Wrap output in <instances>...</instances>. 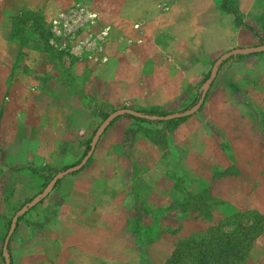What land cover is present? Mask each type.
<instances>
[{
	"label": "crops",
	"instance_id": "obj_1",
	"mask_svg": "<svg viewBox=\"0 0 264 264\" xmlns=\"http://www.w3.org/2000/svg\"><path fill=\"white\" fill-rule=\"evenodd\" d=\"M70 1L0 0V10L3 8L4 12L12 13L22 6L30 11H40L44 19L49 20L51 11L58 12ZM166 1L168 3L152 7L153 14L150 19L141 20L143 25L139 31L140 36L135 39L136 45L129 46L130 40L123 32L125 29H122L119 35L120 54L110 58L112 61L105 64L103 74L108 72L107 69L111 66H117L115 62L118 57L121 61V71L135 65V60L138 59L156 62L160 60L161 64H166L164 60L169 58L171 64L154 68L150 75L162 70V74L172 75V79H165L164 83L151 82V89L143 93L135 70L130 78L117 75L108 79L102 74L99 78L108 85V90L104 93L111 102L127 104L137 109L136 111L174 106L178 104V93L183 87L191 86L193 77L197 79L206 73L210 59L217 58L233 47L250 46L256 42L257 35L261 34L264 27L256 23V18L264 15V6H258L255 0H236L238 15L241 18L237 24L233 15L221 11L214 0ZM54 3L58 6L52 9ZM253 16L254 19H250ZM245 20H248V23L244 22ZM149 24L153 25V28L149 29L151 32L148 30ZM0 41H3L5 49L0 51V62L12 67L16 45L1 38ZM242 57L245 56L236 60L240 63L248 61L254 65L261 63L259 58L244 60ZM233 62L234 60L224 62L222 65L226 63L228 68L221 70V65L216 70L215 79L198 110L181 119L176 127L171 128V124L166 122L148 124L123 115L118 116L103 130L101 134L106 136L102 140L103 136H100L96 141V161L86 171L81 170L78 176L83 178L76 180L78 185L75 184L73 198L79 207L82 206L78 201H85L88 205L78 209V213L76 210L72 211V218H75L72 225L78 229L85 228V233L91 229L83 227L87 221L93 220V226L95 222L103 220V235L111 237L119 229L118 224L113 225V220L127 217L122 208H131L136 201L155 203L159 197L160 205L168 203V196L160 184L168 170L182 173L194 179V182L196 180L195 185L200 188L206 187L212 180L210 189L215 197L222 201L221 206L226 208L235 204L238 206L235 199L238 195V183L243 181L248 188L260 186V183L256 184L255 181H258V175L264 170V143L258 141L255 128L257 119L251 109L254 104L247 100V96L255 101L252 93L258 92L256 103L259 101L257 96L264 91V84L260 83V79H264V71L244 69L243 73L239 74L229 67ZM21 75L24 74H13L12 80ZM175 75L185 77L178 79ZM25 76L28 79L34 78L29 73ZM190 76L191 80H188ZM16 84L14 81L8 82V96L0 99V181L11 179L15 169L24 168L23 164L27 166L25 162L33 161L35 150L40 149V152L45 153L41 149L47 145L51 150L54 147L56 150L59 147L64 148V140L70 139L71 135L73 137V134H69L62 116L68 108L64 104L66 95L70 96L67 89L45 93L50 91L53 85L48 83L38 87V83L31 80L25 86L24 97L17 99L12 93L16 90ZM68 103L72 106V120L79 122L80 103L77 102L75 106L73 95ZM158 129L160 132H156ZM146 130H153L151 134H171L173 140L166 145H162V141L160 145L146 135ZM123 136L125 143L122 147ZM45 138L49 140L47 144L43 142ZM214 140L217 142L215 146L211 143ZM138 143L143 145L139 150L135 148ZM177 145L181 147L179 153ZM206 145H212L213 148L215 156L210 159L205 150ZM126 148L132 155L138 153L146 161L138 164L132 162L133 158L130 157L123 162L119 155L120 151ZM229 165H234L238 173L212 179V172L216 168L225 169ZM248 193L247 189L244 194L248 196ZM101 202L114 204L115 208L112 209L111 206L112 208H104L99 212L96 204ZM189 218L185 217L187 224L179 229L178 233L170 236L172 244L185 234L204 230L210 224L200 216L193 215ZM107 220L110 222L107 223ZM81 244L82 240L72 243L69 248L82 255ZM100 250H105L102 251L103 257L99 260L93 257L89 264H114L112 258L107 257V250ZM170 252L171 249H168L164 256L153 260L152 264H162ZM140 259H135L133 264H138ZM115 264L129 263L116 260Z\"/></svg>",
	"mask_w": 264,
	"mask_h": 264
},
{
	"label": "rangeland",
	"instance_id": "obj_2",
	"mask_svg": "<svg viewBox=\"0 0 264 264\" xmlns=\"http://www.w3.org/2000/svg\"><path fill=\"white\" fill-rule=\"evenodd\" d=\"M255 1L258 6H264V0ZM160 3L168 2L166 0H71L66 7L58 10V12L51 11V18L44 21L46 25L42 24L41 20L36 21V18L32 16L30 17L33 19H23L24 27L20 26L16 34L9 33L11 27L8 17L12 13L9 15L1 8L0 38L5 40V42L11 41L15 43L16 52L12 67L0 62V99H3L5 95L8 96L7 83L10 81L17 83L16 90L12 91L17 99L24 97L25 86L31 80L34 83L37 82L38 87L48 83L53 85L50 91L45 93L57 92L61 88L67 89L70 96L66 95L64 104L68 108L64 110L65 113H62V116L68 127L69 134H73V137L71 135L70 139L66 138L64 140V148L59 147L56 150L54 147L51 150L47 145V147L41 149L45 153L40 152V149L35 150L33 161L25 162L27 166L23 164L24 168L15 169L11 174V179L0 181V264H4L1 239L3 241L11 216L21 205L39 193L56 172L65 170L79 162L88 149L85 148L86 144L89 145L95 128L106 114L118 108L137 110L127 106V104L111 102L104 93V91L108 90V85L100 81L99 77L103 74L105 64L112 61L110 58L120 54L121 43L119 42V35L122 29H125L123 32L130 40L129 46L136 45L135 39L140 36L139 31L143 25L141 20L150 19L153 14L151 11L152 7ZM57 6L54 3L52 9ZM19 9L28 10L22 6ZM239 19L241 18L239 17ZM250 19H254V16L250 17ZM244 22L248 23V20ZM256 23L261 27L264 26V15L257 17ZM149 25L148 30H151L153 25ZM46 33H48L47 36L45 35ZM2 42L0 41V51L5 50ZM260 44H264V27L261 34L257 35L256 42L250 46ZM237 48L243 47H233L232 49ZM237 55L240 54L231 55L223 60L217 69L224 62L234 60L229 67L239 74H242L244 69H256L257 71L260 69L264 71V52L241 55L245 56L242 57L245 58L244 60L259 58L261 63L258 65L248 61L240 63L236 58H241V56L238 57ZM214 59L208 61L205 74L197 79L193 77V84L183 87L182 91L178 93V104L153 108V110L166 114L192 110L203 90V82L208 76ZM135 61V65L128 66V68L121 71V61L118 57L115 62L117 66H111L103 76L108 79L117 75H125L130 78V75L135 70L143 93H147L151 89V82L164 83L165 79H172V75L162 74V70L150 75L154 68L162 66L163 63L161 64L160 60L157 62L146 59ZM164 62L166 63L163 64L164 66L172 63L169 58H166ZM225 67L228 68L226 63L222 65L221 70ZM21 73L24 75L12 80L13 74L20 75ZM26 73L32 74L34 78L28 79L25 76ZM174 77L184 79L185 76L175 75ZM191 77H188V80H191ZM214 79L215 76L205 88L204 96ZM260 83L264 84V79H260ZM261 92L260 96H257V99H259L257 103L256 94L258 92L255 91L252 93L255 101L250 99V96H247V100L254 104L251 109L257 119L255 128L258 133V141L264 143V91ZM72 95L75 100V106L80 103L79 122L72 120V106L68 103ZM194 97L196 98L195 102L189 105ZM157 99L159 98L157 97ZM198 108L192 110L188 115L194 114ZM139 111L141 110L137 112ZM184 117H178L180 119L176 118V120L172 121L171 128L176 127ZM117 118L118 116L114 120ZM148 124H151V122ZM146 131V135L150 136L153 142H157L160 145L162 141V145H166L173 140L171 134H151L153 130ZM156 132H160V130L158 129ZM100 136H103L101 137L102 140L106 134H101ZM122 140L123 147L125 143L124 136ZM43 142L47 144L49 140L45 138ZM211 143L215 146L217 142L214 140ZM96 144L98 143H95L91 155L79 170L68 173L56 180L44 198L18 217L19 220L16 222L9 237L6 249L11 264H89V262H92L93 257H96L97 260L103 257L102 251L105 250L100 249L107 250V257L112 258L114 264L116 260L133 264V261L138 257L141 258L138 264H152L153 260L164 256L168 249L172 250L174 242L172 244L170 236L172 237L175 233H178L179 229L187 224L185 217L188 219L197 214V212H191L189 209L185 212L178 209L177 201L184 197L185 190L191 193L204 190L203 194H209L211 199L219 200L220 203L213 205L211 210V215L215 218L218 214L226 215L235 210H254L264 214V170L258 175V181H255L256 184L260 183V186L248 188L243 181L238 183V186H236L237 182H235L234 186L238 190V195L235 196V199L238 206L235 204V206L229 208L221 206L222 201L213 194L214 192L210 189L212 186L209 185L213 183L212 180L206 187L200 188L195 185L196 180L194 182V179L186 177L182 173L178 174L175 171L168 170L160 182L162 189L168 196V203L160 205L161 199L159 197L155 203L136 201L131 208H122L127 217L113 220V225L118 224L119 229L111 237L103 235V220L95 222L93 226V220L92 222L87 221L83 227L91 228L89 230L91 233H88L89 231L84 233L83 229L85 228L78 229L72 225L75 221V218H72V211L76 210L75 212L78 213V209H82L83 206L88 204H85V201H78L81 202L82 206L79 207L73 198V192L75 191V184L78 185L76 180L83 178L78 176L81 174V170L86 171L96 161L95 157L98 152ZM142 147L143 145L138 143L135 148L139 150ZM177 147L179 153L181 147L179 145ZM205 147V150L209 153L207 154L209 159L214 157L212 145H206ZM96 148L97 150H95ZM193 148L196 149L195 147ZM119 156L123 162L128 158L130 159V157L133 158L132 162L138 164L141 161H146L138 153L132 155L128 148L121 150ZM204 157L206 158V156ZM237 173L234 165H229L225 169L218 167L212 172V179H217L224 175L233 176ZM247 189L249 190L248 196L244 194ZM226 194L228 193L226 192ZM87 198L89 197L87 196ZM108 207L114 209L115 205H107L105 202L96 204V209L99 212L104 208L110 209ZM79 213L83 214L82 211H79ZM109 222L107 220V223ZM93 228H95V231H93ZM113 230L115 231L116 229ZM185 231L188 230L185 229ZM80 240H82L80 245L82 247V255H80V252L69 248L72 243ZM246 264H264V231L253 241Z\"/></svg>",
	"mask_w": 264,
	"mask_h": 264
},
{
	"label": "trees",
	"instance_id": "obj_3",
	"mask_svg": "<svg viewBox=\"0 0 264 264\" xmlns=\"http://www.w3.org/2000/svg\"><path fill=\"white\" fill-rule=\"evenodd\" d=\"M214 2L221 11L232 14L236 24L239 22L240 16L238 15L236 0H214ZM7 14L10 15L11 13ZM30 16L36 18V21L41 20L42 24L46 25L44 22L46 20L40 11L18 8L8 17L11 27L9 33L16 34L20 26L24 27L23 19H33ZM45 35L47 36L48 33ZM237 56L240 57L241 55ZM195 100L194 97L189 105H192ZM139 113L141 116L128 114L124 116L148 123L166 122L171 124L172 121L176 120V118L166 121L149 119V116L167 115L153 109L141 110ZM85 148H88V144ZM203 193L204 190L193 193L185 190L184 197L178 199L176 205L182 212L188 209L191 212H197L196 217L200 216L210 221V224L204 230L178 238L162 264H246L253 241L264 231V214L254 210H235L226 215L218 214L216 218L212 217V207L219 204L220 201L215 200V198L211 199L208 193H206L208 195Z\"/></svg>",
	"mask_w": 264,
	"mask_h": 264
},
{
	"label": "water",
	"instance_id": "obj_4",
	"mask_svg": "<svg viewBox=\"0 0 264 264\" xmlns=\"http://www.w3.org/2000/svg\"><path fill=\"white\" fill-rule=\"evenodd\" d=\"M264 51V44L256 45V46H250V47H243V48H237V49H232L224 52L223 54L219 55L217 58H215L211 64V67L208 72L207 78L203 82V90L201 91L198 100L194 104L192 110H195L200 106V104L203 101L204 98V92L205 88L210 84L212 79L214 78L216 74L217 67L220 65V63L228 58L231 55H247V54H254V53H259ZM192 110H187V111H182L179 113H174V114H167L164 116L156 117V116H149V119H162V120H168L172 118H178V117H183L188 115L189 113L192 112ZM132 115V116H141V114L135 110H130L128 108H118L110 113L106 114V116L101 120V122L98 124V126L95 128L90 141L88 145V149L85 152V154L81 157L79 162L76 164L69 166L65 170H61L59 172H56L45 184V186L42 188V190L34 195L28 202L24 203L23 205L20 206V208L11 216L9 225L6 231V234L3 238L2 241V246H1V251H2V257H3V262L4 264H10L9 258H8V252L6 250V246L8 244L9 237L15 227V224L17 222V219L20 215L24 214L29 208L33 207L35 204H37L42 198H44L48 192L51 190L52 186L55 184L56 180L61 178L62 176L74 172L76 170H79L83 164L86 162V160L89 158L91 155L93 148L95 146L96 141L98 140L99 136L103 132V130L108 126L110 121H112L115 117L120 116V115Z\"/></svg>",
	"mask_w": 264,
	"mask_h": 264
}]
</instances>
